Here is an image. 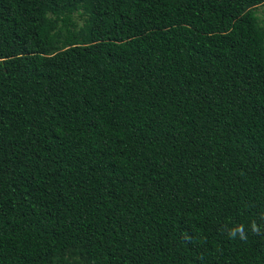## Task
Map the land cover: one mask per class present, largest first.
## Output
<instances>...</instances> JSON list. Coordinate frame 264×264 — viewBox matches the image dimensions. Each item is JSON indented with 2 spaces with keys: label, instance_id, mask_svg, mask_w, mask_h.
<instances>
[{
  "label": "trees",
  "instance_id": "16d2710c",
  "mask_svg": "<svg viewBox=\"0 0 264 264\" xmlns=\"http://www.w3.org/2000/svg\"><path fill=\"white\" fill-rule=\"evenodd\" d=\"M260 5L0 0V264H264Z\"/></svg>",
  "mask_w": 264,
  "mask_h": 264
},
{
  "label": "rangeland",
  "instance_id": "374dc122",
  "mask_svg": "<svg viewBox=\"0 0 264 264\" xmlns=\"http://www.w3.org/2000/svg\"><path fill=\"white\" fill-rule=\"evenodd\" d=\"M255 13L259 21H261L262 25L264 26V5L258 6L255 10Z\"/></svg>",
  "mask_w": 264,
  "mask_h": 264
},
{
  "label": "clouds",
  "instance_id": "9594fccd",
  "mask_svg": "<svg viewBox=\"0 0 264 264\" xmlns=\"http://www.w3.org/2000/svg\"><path fill=\"white\" fill-rule=\"evenodd\" d=\"M253 227L255 228V225H254ZM237 232L240 233V235H241L242 238L244 237V232H243V228H242V227H240V228H238V229H234V230L230 233V235L234 237V236L236 235Z\"/></svg>",
  "mask_w": 264,
  "mask_h": 264
}]
</instances>
